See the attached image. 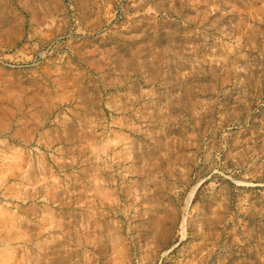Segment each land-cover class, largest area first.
<instances>
[{
  "label": "rangeland",
  "instance_id": "374dc122",
  "mask_svg": "<svg viewBox=\"0 0 264 264\" xmlns=\"http://www.w3.org/2000/svg\"><path fill=\"white\" fill-rule=\"evenodd\" d=\"M0 264H264V0H0Z\"/></svg>",
  "mask_w": 264,
  "mask_h": 264
}]
</instances>
